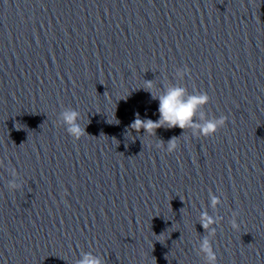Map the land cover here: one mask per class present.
<instances>
[{"label":"water","instance_id":"1","mask_svg":"<svg viewBox=\"0 0 264 264\" xmlns=\"http://www.w3.org/2000/svg\"><path fill=\"white\" fill-rule=\"evenodd\" d=\"M172 86L225 126L131 128ZM204 239L264 264V0H0V264H207Z\"/></svg>","mask_w":264,"mask_h":264},{"label":"clouds","instance_id":"2","mask_svg":"<svg viewBox=\"0 0 264 264\" xmlns=\"http://www.w3.org/2000/svg\"><path fill=\"white\" fill-rule=\"evenodd\" d=\"M185 67L183 72L179 75L183 76L187 72ZM145 87L148 90L152 89V82L147 81ZM186 95V89L179 86H172L168 88L162 95H153L154 99L159 101V119L153 121L151 119H141L137 114L134 122L131 124V128L136 131L141 129L149 134H155V130L162 127L174 128L179 127L181 129L191 127L198 129L200 135L209 137L214 135L218 129L225 126L227 117L222 116L219 119L206 120L203 124L195 122L197 110L209 101V96L206 92H202L199 95ZM80 113L72 108H66L60 113V120L66 126L67 133L75 140H79L86 134L85 129L81 127L79 123ZM201 119H204V114L201 113ZM157 148H163V142L161 141L156 145ZM177 148V138L173 137L167 142L166 151L171 153ZM220 203V200L216 196L211 197V204L215 207ZM234 216L238 213L234 212ZM201 225L203 228L208 229L209 225L214 223L212 217L207 213H203L201 216ZM232 227L237 228L235 220L232 222ZM200 250L205 254L207 264H217V256L213 250L212 244L208 239H204L200 245ZM78 264H102L99 257L94 256L91 253H84L82 258L78 261Z\"/></svg>","mask_w":264,"mask_h":264}]
</instances>
